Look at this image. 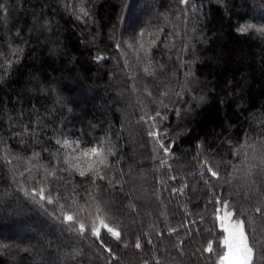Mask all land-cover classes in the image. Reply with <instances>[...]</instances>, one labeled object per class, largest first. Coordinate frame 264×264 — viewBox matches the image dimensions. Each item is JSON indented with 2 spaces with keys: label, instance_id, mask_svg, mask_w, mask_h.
<instances>
[{
  "label": "trees",
  "instance_id": "obj_1",
  "mask_svg": "<svg viewBox=\"0 0 264 264\" xmlns=\"http://www.w3.org/2000/svg\"><path fill=\"white\" fill-rule=\"evenodd\" d=\"M66 3L77 8L85 7L91 20L87 24L78 21L71 8L65 9ZM192 4L197 6L196 11H193ZM0 5L7 6L6 11L0 7V54L11 57L9 44L25 47L20 63L13 66L10 76L0 79V140L5 141L13 155L24 158L30 157L33 151L48 148L39 161L46 165L49 161L56 163L51 156L58 147L56 138H79L87 146L94 139L113 133L112 140L125 158V170L127 164L140 161L132 183L124 185L123 191L110 189L101 196V200L111 204L115 213L111 223L122 224L124 239L130 242V247L125 249L112 241L115 254L121 258L119 264H143L145 259L154 264L153 255L164 264L168 255L165 249L175 254L171 246L184 236L180 225L186 219L197 220L192 230L199 232L195 240L186 245L187 250L191 252L193 248H202L212 241L213 252L203 253L204 259L199 264H219V257L226 250L220 244L223 234L208 200H214L222 193L229 198V187L224 185L221 188L223 181H214L215 186L209 191L202 181L189 177L188 173L196 171L192 158L197 154L198 143H203L206 151L216 152L217 160L223 158L240 165L244 156L242 153L239 158L232 156L233 148L244 143L246 132L255 140L261 138L262 130L256 127V121L264 119V38L255 32L240 35L236 29L244 23L264 25V0H189L187 26L175 18L185 8L179 0H0ZM139 10L130 28L133 21L130 19ZM46 20L51 22L50 30L42 27ZM150 21H159L165 26L162 42L152 50L153 58L166 65L167 75L161 74L158 78L143 76L140 61L136 59L142 53L123 45L121 51H117L116 40L110 39L115 35L116 39L128 41L141 28L148 27ZM173 25L182 33L180 37L167 35L173 31ZM193 28L198 31L193 33ZM200 33L206 39L200 40ZM185 35L189 43L187 55L182 51ZM192 44H195L194 51ZM53 48L58 50L55 54L51 52ZM122 53H126L129 61L127 69L123 67ZM97 55L106 59L97 63L94 60ZM178 55L195 61L193 71L199 84L194 92L184 94V100L170 104V107L188 108L189 103L185 101H191L192 95L197 98L204 95L205 101L199 105L192 102V110L186 117L178 119L173 110L166 113V121H158L161 131L171 132L166 142L176 138L175 156L168 160L172 166L169 172L167 165L160 167L159 160L152 159L153 142L147 137L148 125L135 124L143 113L138 104L134 109L128 107L135 101L131 91L124 99L117 94L133 82L127 76L135 78L139 74L141 79L137 86L141 91L138 95L148 105L146 111L154 114L158 105L152 104L144 95L142 89L145 85L158 99L161 90H168L165 103L176 101L175 93L181 91L184 78V71L178 70ZM2 62L3 56L0 55ZM174 72L176 76L172 77ZM41 88L56 90L44 92ZM21 109L23 123L34 121L37 115L42 119L43 135L36 145L28 142L22 147L20 140L12 137L9 130V118L15 122ZM129 112H133L131 125L125 121ZM117 135L121 137L119 140ZM5 143H0V156L4 155ZM247 151L251 160L252 150ZM0 165H3L2 160ZM226 168L227 171L222 169L223 176L232 171L231 164ZM20 170L23 171V167ZM242 174L234 173V177L238 180ZM170 175L177 176V179L169 180ZM186 177L189 187L184 189V195L172 194L171 189L179 188ZM11 179L9 168H0V194H3L0 196V264H41L42 258L45 264L49 260L53 264H106L108 255L98 248V242H93L90 232L79 238L67 229L62 231L60 222L25 198L16 190V185L9 187ZM69 179L70 186H79V203L83 205L84 189L90 188V184L78 174ZM129 196L136 203L138 213L125 207ZM185 208L192 213L191 216H184ZM92 212L94 216V209ZM200 216L204 217L203 223L199 222ZM87 222L90 225L92 219ZM169 228H180V231L169 236ZM157 232L162 235L157 236ZM143 233L150 234L156 249L146 244L149 237H143V249H135L136 235ZM49 241L52 242L51 248ZM74 251L81 255L73 259L71 253Z\"/></svg>",
  "mask_w": 264,
  "mask_h": 264
},
{
  "label": "snow or ice",
  "instance_id": "obj_2",
  "mask_svg": "<svg viewBox=\"0 0 264 264\" xmlns=\"http://www.w3.org/2000/svg\"><path fill=\"white\" fill-rule=\"evenodd\" d=\"M179 4L184 5L185 8L175 18L187 26L189 0H179ZM0 7L4 8L5 11L7 10L6 5H0ZM69 8H71L72 14L78 21L87 24L91 20V14L85 7L77 8L73 4L66 3L65 9ZM192 8L193 11L197 10L195 4H192ZM42 27L50 30L51 22L46 20ZM172 27L173 31L167 35L169 37H180L182 33L176 30L177 26L173 25ZM115 31L114 26L113 33ZM197 31L198 29L196 28L192 29L193 33ZM236 31L240 35L255 32L260 38H264V25L256 26L252 23H244L240 24ZM164 33L165 26H161L159 21L155 23L150 21L148 27L141 28L128 41L116 39L115 35L111 36L110 39L116 40L114 46L117 51H121L123 45L133 52L142 53V55H137L136 59L140 61L143 76L145 78H158L161 74L167 75L166 65L153 58L152 50L157 48L162 42V34ZM184 39L186 42L182 51L184 55H187L189 43L186 35ZM193 39L195 40L197 37L194 35ZM199 39H206L203 33H200ZM165 46L167 47V45ZM172 46L175 47V44L173 43ZM9 48L11 49V57L7 54H0L3 56V62L0 63V71H2L0 79L10 76L13 66L20 63V57L25 51V47L20 45L13 46L9 44ZM192 50H195V44H192ZM57 51L56 48L51 50L53 54ZM121 55L124 58L123 67L125 69L129 68L130 65L126 53ZM105 59L106 57L103 55L94 57L97 63ZM177 59L180 61L178 70L184 71V78L181 82V91L175 93L176 101L165 103L164 98L169 96L168 90H161L159 93L160 98L158 99L149 86L145 85L142 89L149 101L158 105L154 114L145 110L148 105L138 95L141 91L137 86L141 79L139 74L134 78L127 76V73H125L127 79L133 82L117 94L120 99H124L127 92L131 91L135 101L129 103L128 107L134 109L135 105L138 104L140 111L143 113L135 120V124L137 126L140 124L148 125L147 137L153 142L152 159H158L160 167L167 165L169 172L172 171V166L168 163V160L170 157L175 156L173 149L176 138L173 137L171 142H166L169 140L171 132L168 130L161 131L158 127V121H166L168 119L166 113L173 110L178 119L182 118V116L186 117L187 113L192 110V102L199 105L205 101L204 95H200L198 98L196 95H192L191 101H185L189 103L188 108L176 107L173 109L170 107V104H176L184 100V94H191L195 91V86L199 84L193 71L195 61L184 59L182 55H178ZM169 60H171L170 56ZM171 76L175 77L176 73H172ZM165 88H167V85H165ZM55 90L54 88H41V91L44 92ZM132 115L133 112H129L125 116V121L129 125L132 124ZM23 119L22 109L19 117L15 118V122L12 117L9 118V130L12 132V137L18 138L22 147L28 142L33 145L40 143V137L43 135L42 119L39 115L34 121L30 120L28 123H23ZM184 127L186 128V125ZM256 127L262 130L260 140L249 137L246 132L244 143L239 148H233L232 150L231 155L234 157L239 158L241 153L243 154L244 160L240 165L232 164L231 161H225L223 158L217 160L216 152L206 151L203 143L197 144V154L192 158L195 161L196 171L188 173L189 177L198 178V181H202L209 191L215 186L214 181H223L221 188L224 185L229 187L227 194L229 198L226 199L222 193L219 196H215L214 200L211 198L208 200V203L213 207L215 222L218 223L219 229L223 234L220 244L226 250L219 257V264H264V119L257 120ZM17 128L20 130L15 131L14 129ZM129 130L131 133V127ZM121 131H123V126ZM172 131L176 130L173 129ZM112 135L114 134L109 132L103 137L94 139V142H89L87 146L79 138L75 140H70L66 137L56 138L55 145L58 147L51 153L52 159L56 163L53 164L49 161L46 165H41L39 161L42 158V153L49 151L48 148H42L41 152L33 151L30 157L24 158L19 155H13L5 141L0 140V143H5L4 155L0 156V160L3 161V165H0V168H9V173L12 177L9 187L13 184L16 185V190L22 192L25 198L39 205L50 217L59 221L62 231L67 229L70 234L74 233L79 238H84L90 232L93 242H98V248L108 255L106 264H114V262L119 264L121 258L115 254L112 241L117 242V247L122 245L125 249L130 247V242L124 239V226L111 223L115 213L112 211L111 204L101 200V196L108 193L110 189L123 191L124 185L132 183L136 174V167L140 164V161H133L127 164V170H125L123 166L125 158L120 153L118 144L113 142ZM178 135L179 132H177ZM120 138L117 135V140ZM229 144L231 145V141H229ZM249 148L252 150L251 160L247 151ZM161 153L162 155H160ZM117 157L119 158L117 159ZM110 158L112 159L110 160ZM14 161L17 163H14ZM188 164L191 166V162H188ZM228 164H231L232 171L227 172V176H223L221 174L222 169L227 171L226 166ZM21 167H23V171L20 170ZM34 169L36 170L35 174L33 173ZM140 170L143 171V168ZM237 172L243 173L238 180L234 177V173ZM77 174L91 186L84 189L83 205L79 203V186H70L71 180L69 178ZM168 179L176 180L177 176L170 175ZM157 183H161V181H157ZM188 187L189 184L186 177L179 188L173 187L171 189V193L183 196L184 189ZM2 195L0 194V196ZM125 195L128 194L126 193ZM136 199H139V197H136ZM156 199L159 200V196ZM125 207L130 209L132 213H138V207L131 196H129L128 204ZM93 209L95 211L94 216ZM86 212L87 216H85ZM161 214L164 215L165 213L162 212ZM191 215L192 213L185 208L184 216L188 217ZM88 219H92L90 225L87 222ZM203 221L204 217L200 216L199 222L203 223ZM196 224L197 220L186 219L180 225V228L184 229L185 234L179 239L178 243L171 246L175 250V254L171 250L165 249L168 255L165 257L164 264H169V258L171 264H193V262L199 264L200 260L204 259L203 253L213 252L212 241H208L206 246L202 248H193L191 252L187 250L186 245L190 241L195 240L196 235H199L198 231L192 230ZM180 228H169V236L174 233L178 234ZM156 235L161 236L162 233L157 232ZM143 237H149L146 244L156 249L149 233L136 235L135 249L141 250L145 247ZM48 246L51 248V241L48 242ZM198 253L199 256L197 255ZM71 255L75 259L81 253L74 251ZM152 260L154 264H161V259L155 255H153ZM41 264H45L43 258ZM46 264H53V261L49 260ZM143 264H150V261L145 259Z\"/></svg>",
  "mask_w": 264,
  "mask_h": 264
},
{
  "label": "rangeland",
  "instance_id": "obj_3",
  "mask_svg": "<svg viewBox=\"0 0 264 264\" xmlns=\"http://www.w3.org/2000/svg\"><path fill=\"white\" fill-rule=\"evenodd\" d=\"M140 12V10L139 11H135V17H133L132 19H130V20H133L132 22H130L131 24L129 25V27L131 28L132 26H133V23L136 21L135 19H136V16H138V13ZM161 197V196H160Z\"/></svg>",
  "mask_w": 264,
  "mask_h": 264
}]
</instances>
